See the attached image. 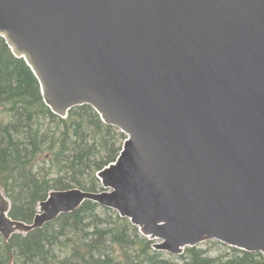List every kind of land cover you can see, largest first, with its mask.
Masks as SVG:
<instances>
[{
	"label": "water",
	"instance_id": "obj_1",
	"mask_svg": "<svg viewBox=\"0 0 264 264\" xmlns=\"http://www.w3.org/2000/svg\"><path fill=\"white\" fill-rule=\"evenodd\" d=\"M0 38L62 119L91 106L126 134L103 191H52L32 223L86 201L175 256L216 240L264 255V0H0Z\"/></svg>",
	"mask_w": 264,
	"mask_h": 264
},
{
	"label": "trees",
	"instance_id": "obj_2",
	"mask_svg": "<svg viewBox=\"0 0 264 264\" xmlns=\"http://www.w3.org/2000/svg\"><path fill=\"white\" fill-rule=\"evenodd\" d=\"M0 108L10 116L0 123V188L11 201L13 220L32 223L52 191L103 190L97 174L117 161L127 135L88 105L74 108L66 119L55 115L32 69L3 38ZM155 242L117 212L86 201L42 229L15 234L8 242L0 235V264H177L155 250ZM229 249L226 261L200 245L177 258L181 264H264L260 252ZM59 250L66 255L58 256Z\"/></svg>",
	"mask_w": 264,
	"mask_h": 264
},
{
	"label": "rangeland",
	"instance_id": "obj_3",
	"mask_svg": "<svg viewBox=\"0 0 264 264\" xmlns=\"http://www.w3.org/2000/svg\"><path fill=\"white\" fill-rule=\"evenodd\" d=\"M10 120V116L9 113H7L3 108H0V123H7ZM5 196L7 198V196L5 195L4 191L2 190V188H0V196ZM112 210V209H111ZM114 211V210H113ZM116 212V211H115ZM102 216H104V212H100ZM118 213V212H117ZM112 214V213H111ZM109 215L108 216H113V215ZM106 218V215L105 217ZM155 244L159 243L160 241L155 240ZM201 248L208 250V254L209 256L213 257V258H219V257H224V261H226L228 259V257H230L231 255V250L229 249V246L225 245V244H220V242L213 240L204 244L200 245ZM164 257L165 259H170L173 262L177 263V264H181L182 261L180 259H178V256L172 255L170 253L164 252ZM58 256L60 257H64L66 255V252H62L61 250L58 251L57 253Z\"/></svg>",
	"mask_w": 264,
	"mask_h": 264
},
{
	"label": "bare ground",
	"instance_id": "obj_4",
	"mask_svg": "<svg viewBox=\"0 0 264 264\" xmlns=\"http://www.w3.org/2000/svg\"><path fill=\"white\" fill-rule=\"evenodd\" d=\"M30 246V245H29Z\"/></svg>",
	"mask_w": 264,
	"mask_h": 264
}]
</instances>
